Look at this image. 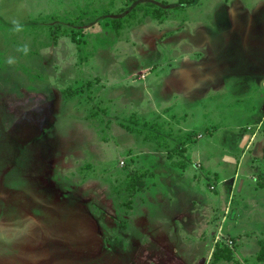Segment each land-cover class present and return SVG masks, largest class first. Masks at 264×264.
<instances>
[{
  "label": "rangeland",
  "instance_id": "obj_1",
  "mask_svg": "<svg viewBox=\"0 0 264 264\" xmlns=\"http://www.w3.org/2000/svg\"><path fill=\"white\" fill-rule=\"evenodd\" d=\"M220 1L0 0V264H264V108L172 116L142 43Z\"/></svg>",
  "mask_w": 264,
  "mask_h": 264
},
{
  "label": "crops",
  "instance_id": "obj_2",
  "mask_svg": "<svg viewBox=\"0 0 264 264\" xmlns=\"http://www.w3.org/2000/svg\"><path fill=\"white\" fill-rule=\"evenodd\" d=\"M25 1L42 5L47 0ZM222 3L214 13V25L219 26L216 29L211 30L214 27L209 28L213 25L210 24L201 34L203 23L195 31L191 30V24L188 30L166 27L161 34V30L156 34L154 31L155 38L149 46L144 40L142 43L147 48H160L166 54L164 58L173 59L174 65L173 62L167 65L168 73L165 75V70L160 69L163 78L156 77L157 89L163 98L161 103L171 109L172 116L209 115V111L215 115L218 104L222 103L227 106L226 111L230 108L235 114L238 112L250 118L248 122L230 125L237 135L242 126L263 115L259 107L264 108V0H224ZM244 14L254 18L250 25L243 24L241 15ZM0 15L5 16L1 7ZM231 20L238 23L235 25ZM226 21L231 22L230 33L226 32L225 26L220 27ZM164 23L169 25L168 21ZM229 34L230 37L224 38ZM183 62L185 64H181ZM193 73L196 80L191 84L186 77ZM152 105L154 109L160 107L156 106V102ZM257 140L264 147V135L259 133ZM193 153L195 158L201 159L199 149L193 150ZM230 155L228 158L232 163L237 162L236 157ZM241 163L243 165L244 162ZM251 180L255 182L253 178Z\"/></svg>",
  "mask_w": 264,
  "mask_h": 264
},
{
  "label": "trees",
  "instance_id": "obj_3",
  "mask_svg": "<svg viewBox=\"0 0 264 264\" xmlns=\"http://www.w3.org/2000/svg\"><path fill=\"white\" fill-rule=\"evenodd\" d=\"M180 1L181 2H183V1L191 2V0H180ZM121 24L122 23H121V20L119 18H116L114 20V27L116 29H119L121 27ZM64 93L69 98L73 97V95H74V93L68 88L64 90ZM259 243H260L261 247H260V250L257 254V259L260 261H264V239H261L259 241ZM213 256L215 259L233 260L234 264H238V260L233 256V252L229 246H224V248L221 250H218V249L214 250Z\"/></svg>",
  "mask_w": 264,
  "mask_h": 264
}]
</instances>
